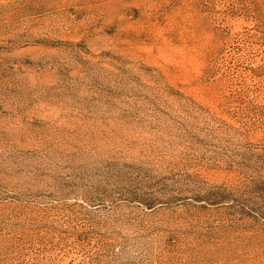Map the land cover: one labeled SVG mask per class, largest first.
<instances>
[{
    "label": "rangeland",
    "instance_id": "obj_1",
    "mask_svg": "<svg viewBox=\"0 0 264 264\" xmlns=\"http://www.w3.org/2000/svg\"><path fill=\"white\" fill-rule=\"evenodd\" d=\"M0 264H264V0H0Z\"/></svg>",
    "mask_w": 264,
    "mask_h": 264
}]
</instances>
